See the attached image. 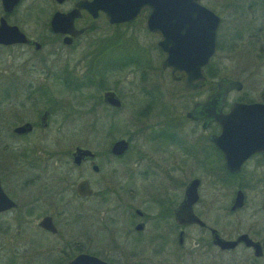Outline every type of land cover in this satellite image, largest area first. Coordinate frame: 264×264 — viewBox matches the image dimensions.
I'll return each mask as SVG.
<instances>
[{
  "label": "flooded vegetation",
  "instance_id": "1",
  "mask_svg": "<svg viewBox=\"0 0 264 264\" xmlns=\"http://www.w3.org/2000/svg\"><path fill=\"white\" fill-rule=\"evenodd\" d=\"M91 1L0 0L1 40H10V27L17 28L28 40L27 43L0 42L2 57L7 60L18 56L19 48L32 52L40 50L43 41H39L37 35L26 31V28H29L31 20L41 18V33L48 35H45L44 40L56 42L58 49L65 52L66 63L70 61V52L73 50L92 49L91 53L86 52L83 57H87L86 64H90L94 82L99 84L111 69L104 66L103 57L124 44L111 47V51L110 48L101 51L110 42L105 37L101 38V35L93 36V42L88 45L80 46L78 42L86 39L95 29L97 19H105L114 29L121 24L139 22L148 34L157 38L153 47L155 55L143 53V58L139 60L142 67H148L140 68L141 83L154 81L161 92L160 100L154 101L150 87L142 86L144 91L146 89L147 99L136 113L141 114L142 123L139 129L118 138L127 142L126 149L120 154L110 151L111 145L118 139L109 142L104 152L74 144L54 150L39 147L33 149L31 155L23 151L19 154L8 153L9 160L0 164V188L15 205L0 211V264H68L80 255L98 259L105 264H185L181 262V256L185 255L189 258L187 264H264V222L260 223V220L264 221V199L260 206H243L245 194L236 187L228 206H199L202 179L210 176L238 177L241 174L252 179L264 178V156L261 152L250 153L240 163L238 171L230 172L225 165L223 152L211 139L212 135L220 133V126L208 117L187 115L194 104L202 102L215 91L216 83L221 78L239 83L238 89L233 87L227 91L221 107L222 114H228L234 103L264 104V87L257 96H251L239 77L223 74L211 65L217 53L218 30L223 18L216 14L219 20L214 51L201 68L203 78L197 81V88L185 91L182 81L184 75H172L168 67H163L167 54L158 45L160 34L146 28L145 10L133 19L111 24L105 12L96 8L95 4H90ZM68 13L74 14L71 15V25L75 33L52 31L50 21L54 15L60 17L58 15ZM58 26L69 28L68 23L62 20ZM34 42L39 44L37 48ZM226 47L225 51L229 49ZM138 48L142 49L140 46ZM132 62L130 58H125L110 67L120 70ZM145 70L156 75H145ZM67 71L65 69V74L69 76ZM165 71L168 73L166 78L174 86L170 85V88L176 93L179 87L184 95L202 92L182 115L175 104L165 103L162 99L164 89L161 84L164 80L163 75L158 76V73ZM14 74L5 75L10 77V83L19 81L18 75ZM170 88L165 92H171ZM29 89L28 84L26 90L19 91L16 88L11 93L14 92L12 95L15 98L18 94H25L33 100ZM105 91L114 92L119 99V107L103 101ZM98 100L113 110L119 109L122 104L120 95L110 88L103 89L100 99L96 98L94 102L98 103ZM44 111L47 112L46 120L41 124ZM239 119H250V116H241ZM48 120L49 111L43 109L36 121L24 120L13 124L11 132L17 138L23 137L35 129H45ZM24 122L30 123L29 131L20 134L12 131ZM184 122H190L191 126L186 129L182 126ZM181 131H184L183 138ZM138 137L140 139H136ZM39 141L45 143L50 140ZM76 147L88 149L92 155L75 164L73 152ZM230 150L232 153L235 151ZM106 157L113 161L112 164L108 161V169L101 159ZM121 158L123 163L116 167L114 162ZM19 163L23 164L22 169L28 168V171L19 172L16 169ZM181 176L187 178L185 183H181ZM193 179L198 181L197 200L190 206V211L198 221L186 222L189 209H183L179 204L187 184ZM81 180L87 182L91 194H77L76 184ZM238 189L243 193V205L231 206ZM72 204L76 207L75 211L69 210ZM4 217H8L9 221H1ZM44 217H50L52 229L42 224ZM241 235L257 246L247 244L244 240L237 241ZM218 238L237 242L231 247H221L216 242ZM92 263L88 258L78 261V264Z\"/></svg>",
  "mask_w": 264,
  "mask_h": 264
},
{
  "label": "rangeland",
  "instance_id": "2",
  "mask_svg": "<svg viewBox=\"0 0 264 264\" xmlns=\"http://www.w3.org/2000/svg\"><path fill=\"white\" fill-rule=\"evenodd\" d=\"M201 3L223 18L218 30L217 53L211 65L223 74L239 77L247 93L257 96L264 87V12H262L264 0H201ZM42 21L41 18L33 19L29 28H26V31L37 35L39 41H43L39 51L32 52L19 48L18 56L5 60L0 50V150H3L0 151L1 165L9 160L8 153L19 154L23 151L31 155V151L39 147L54 150L80 144L104 152L109 142L124 137L141 126V114L136 113L141 110L144 100L147 99L144 86L150 87L154 101L160 100L161 92L154 85L156 84L154 81L141 83L140 68L148 67H142L139 60L143 58V53L148 56L155 55L153 47L157 40L155 36L146 32L141 23L121 24L114 29L105 19H97L95 29L86 39L78 42L80 46L88 45L93 42H91L93 36L100 35L109 41L119 38V41L125 42L116 49L117 51L108 52L103 57L104 66L111 69L107 77L98 84L94 82L90 64H86L87 57H83L86 52L91 53L92 47L89 48L91 50L79 51V48L78 51L73 50L70 52V61L66 63L65 52L58 49L56 42L54 43L52 39L44 40L46 33L44 31L45 34H42ZM224 47L229 49L225 51ZM125 58L133 61L130 66L122 67L120 70L110 67ZM65 69L68 70L70 79L79 83L75 87L64 84ZM206 71L208 72L207 69ZM11 72L18 75L21 82L10 83V77L5 75ZM144 72L145 75H156L149 70ZM162 75L164 80L161 84L164 89L162 99L165 103L175 104V108L182 115L202 92L184 95L179 87L176 93L170 88L173 83L166 78L168 73L166 71L158 73V76ZM28 84L33 100L25 94H18L17 98L12 95L14 93H11L12 90L18 88L19 91H24ZM168 87L171 89L169 93L165 92ZM105 88L113 89L120 95L122 104L119 109L107 108L101 100H98V103L94 102L96 98L100 99L101 91ZM43 109L49 111L48 125L45 129H35L32 133L19 138L13 136L11 132L13 124L24 120L36 121ZM182 126L187 129L191 124L184 122ZM183 133L184 131H181V138ZM40 139L50 141L44 143L40 142ZM101 159L106 168L107 164L113 163L108 157ZM120 163H123L122 158L114 162L116 167ZM22 167L23 164L19 163L16 169H19V172L28 171V168ZM120 170L123 171L122 168ZM180 181L185 183L187 178L181 176ZM236 187L242 189L245 194L243 206H260L264 199V178L252 179L244 174L238 177L210 176L202 179L199 206H228ZM180 192L182 193V186ZM74 208L76 207L73 204L69 206V210L75 211ZM1 221H9V218L4 217ZM263 222L260 220L261 224ZM186 257L187 255L181 256V262L187 264L189 258Z\"/></svg>",
  "mask_w": 264,
  "mask_h": 264
},
{
  "label": "water",
  "instance_id": "3",
  "mask_svg": "<svg viewBox=\"0 0 264 264\" xmlns=\"http://www.w3.org/2000/svg\"><path fill=\"white\" fill-rule=\"evenodd\" d=\"M96 8L102 9L109 23H120L135 18L142 10H145V25L149 31L160 34L158 45L166 52L167 56L163 67H168L170 73L183 74V89L193 90L198 87L197 81L201 80V68L207 63L214 51L215 31L218 25V16L200 0H92ZM95 9L92 10L94 14ZM58 15V14H57ZM71 15L56 14L50 21L52 31L75 33L71 25ZM68 23L69 28H59L60 21ZM12 32L10 40L0 42L27 43L24 34L15 27H10ZM35 47L38 43L34 42ZM215 91L208 95L202 102L193 105L187 113L190 117H208L220 126V133L212 135L215 146L221 150L225 157V165L230 172L238 171L240 163L252 152H261L264 156V104L234 103L230 106L228 114H222L221 107L227 91L233 87L239 88V83L221 78L216 83ZM103 101L113 107H119L120 102L112 91L103 93ZM47 112L41 115V124L45 123ZM250 116V119H239L241 116ZM31 129L29 122L15 126L14 133H25ZM127 142L124 139L116 140L110 148L114 154H120L126 149ZM230 149H235L234 153ZM88 149L76 147L73 152V162L79 163L81 159L91 156ZM94 169V165H93ZM197 179L189 181L179 206L189 209L186 222L198 221L190 211V206L197 200ZM78 195H89L91 189L85 180L76 184ZM14 203L3 193L0 188V211L14 207ZM243 205V193L236 190L231 206ZM50 217H44L42 224L47 228H53ZM241 235L237 241L244 240L247 244L256 243L245 240ZM237 241H225L218 238L216 242L221 247H231ZM257 250V249H256ZM83 259H91L92 264H105L98 259L89 256H77L68 264H78Z\"/></svg>",
  "mask_w": 264,
  "mask_h": 264
},
{
  "label": "trees",
  "instance_id": "4",
  "mask_svg": "<svg viewBox=\"0 0 264 264\" xmlns=\"http://www.w3.org/2000/svg\"><path fill=\"white\" fill-rule=\"evenodd\" d=\"M123 44H125V42H121V41H119V39H114V40L110 41L109 43H107L105 46H103V48H101V51H103L104 49H107V48L115 47V46L118 47V45H123ZM63 78H64L63 82H64V84H66V86L73 85L72 87H75L77 84H79L78 82L71 80L70 75L68 76L66 74V75H64ZM71 81H73L72 84H71Z\"/></svg>",
  "mask_w": 264,
  "mask_h": 264
},
{
  "label": "bare ground",
  "instance_id": "5",
  "mask_svg": "<svg viewBox=\"0 0 264 264\" xmlns=\"http://www.w3.org/2000/svg\"><path fill=\"white\" fill-rule=\"evenodd\" d=\"M110 51H111V48H110ZM117 51V50H116ZM120 52H122L121 50H120Z\"/></svg>",
  "mask_w": 264,
  "mask_h": 264
}]
</instances>
